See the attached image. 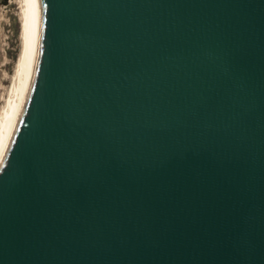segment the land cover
Instances as JSON below:
<instances>
[{"label": "water", "instance_id": "water-1", "mask_svg": "<svg viewBox=\"0 0 264 264\" xmlns=\"http://www.w3.org/2000/svg\"><path fill=\"white\" fill-rule=\"evenodd\" d=\"M0 264H264V0H35Z\"/></svg>", "mask_w": 264, "mask_h": 264}, {"label": "bare ground", "instance_id": "bare-ground-1", "mask_svg": "<svg viewBox=\"0 0 264 264\" xmlns=\"http://www.w3.org/2000/svg\"><path fill=\"white\" fill-rule=\"evenodd\" d=\"M21 5L22 21V50L14 75V86L9 93L0 97L6 104L0 109V155L16 129L20 112L24 103L26 86L29 75L32 28L35 0H18Z\"/></svg>", "mask_w": 264, "mask_h": 264}, {"label": "rangeland", "instance_id": "rangeland-1", "mask_svg": "<svg viewBox=\"0 0 264 264\" xmlns=\"http://www.w3.org/2000/svg\"><path fill=\"white\" fill-rule=\"evenodd\" d=\"M21 5L18 0L0 3V97L9 93L14 86L18 61L22 50ZM0 98V109L5 106Z\"/></svg>", "mask_w": 264, "mask_h": 264}, {"label": "trees", "instance_id": "trees-1", "mask_svg": "<svg viewBox=\"0 0 264 264\" xmlns=\"http://www.w3.org/2000/svg\"><path fill=\"white\" fill-rule=\"evenodd\" d=\"M9 2V0H0V3H2L3 5H7Z\"/></svg>", "mask_w": 264, "mask_h": 264}]
</instances>
